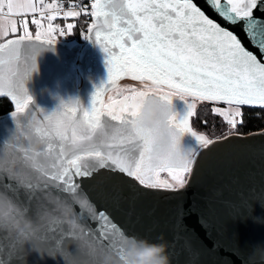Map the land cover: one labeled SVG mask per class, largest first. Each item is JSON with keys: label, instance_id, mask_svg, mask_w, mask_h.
Here are the masks:
<instances>
[{"label": "snow or ice", "instance_id": "1", "mask_svg": "<svg viewBox=\"0 0 264 264\" xmlns=\"http://www.w3.org/2000/svg\"><path fill=\"white\" fill-rule=\"evenodd\" d=\"M41 3L0 0L2 37L17 33L13 17L41 16L32 19L35 36L22 20L20 34L0 43V96H8L15 105L13 142L34 159L46 155L43 175L64 191L85 197L88 215H81V221L86 231L102 246L115 247L127 234L113 222L110 212L150 190L184 189L203 163L251 138L242 132L245 110L259 109L264 114V42H258L264 37V24L251 32L248 26L242 29L258 57L206 10L229 25H240L264 6V0H204V7L196 0H92L87 39L105 54L107 80L92 93L89 108L78 100L60 101L50 113L30 107L33 101L25 87L36 70L40 48L54 45L59 29L51 23L61 14L59 5L55 0L43 7ZM81 11L89 15L87 8L62 15L75 18ZM42 19L49 21L46 28ZM66 28L71 33L74 25L68 23ZM124 78L138 82L139 87H121L118 82ZM151 91L159 93L168 106L157 131L135 126ZM174 97L186 105L180 118L172 110ZM198 102L207 109L203 118L197 113ZM209 116L213 127L218 118L224 128L219 135L193 127L192 118L207 126ZM186 134L194 144L182 149L180 141ZM256 135L264 137V131ZM91 188H100L110 198L111 208L99 210L88 195ZM260 254L264 257V250Z\"/></svg>", "mask_w": 264, "mask_h": 264}, {"label": "water", "instance_id": "2", "mask_svg": "<svg viewBox=\"0 0 264 264\" xmlns=\"http://www.w3.org/2000/svg\"><path fill=\"white\" fill-rule=\"evenodd\" d=\"M196 2L204 7V0ZM262 8L255 9L254 16L240 21V25H229L210 9L206 11L234 31L259 57L242 29L248 26L251 32L256 25L264 24ZM88 34L87 28L82 48L65 42L40 48L36 70L25 83L34 111L50 113L60 101L70 100H78L85 109L90 107L92 93L107 80V69L105 54L87 39ZM258 42H264V37ZM118 83L139 84L128 78ZM172 110H179L177 118L182 117L185 102L172 103ZM12 112L0 116V151L16 148ZM260 131L264 128L244 134L251 138L203 163L184 189L150 190V194L125 200L118 210L110 212L113 222L127 235L165 243L170 264H264L260 254L264 250V137L256 135ZM193 144V138L187 134L181 138L182 149ZM87 191L99 210L111 208L110 198L100 188ZM88 223L95 227L94 221ZM27 264L58 261L31 253Z\"/></svg>", "mask_w": 264, "mask_h": 264}, {"label": "clouds", "instance_id": "3", "mask_svg": "<svg viewBox=\"0 0 264 264\" xmlns=\"http://www.w3.org/2000/svg\"><path fill=\"white\" fill-rule=\"evenodd\" d=\"M167 110L151 91L135 126L157 131ZM41 166L43 153L34 159L19 148L0 151V264H27L31 253L58 264H170L163 242L125 235L115 247L102 246L81 221L85 197L48 180Z\"/></svg>", "mask_w": 264, "mask_h": 264}, {"label": "trees", "instance_id": "4", "mask_svg": "<svg viewBox=\"0 0 264 264\" xmlns=\"http://www.w3.org/2000/svg\"><path fill=\"white\" fill-rule=\"evenodd\" d=\"M45 2H53V0H42ZM56 2L60 3L62 6H67L71 2H77L79 0H55ZM68 23H72L74 25L73 30L71 33L66 31L64 35V40L66 42H74V43H81L83 44L86 41V29L88 28L89 20L83 16H78L75 18L67 19ZM4 39L0 43H3ZM12 110V101L7 97H0V116L4 115ZM197 113L198 116L203 118L207 114V109L204 107L203 103H199L197 106ZM209 124L207 126L202 125L198 119L195 117L192 118L193 127L199 131H207L209 135H219L224 128L220 126V121L217 118L215 121V127H213L212 118L209 116ZM244 127L242 132L247 134L249 132L258 131L264 128V114L261 113L259 109H254L251 111L245 110L244 113Z\"/></svg>", "mask_w": 264, "mask_h": 264}, {"label": "rangeland", "instance_id": "5", "mask_svg": "<svg viewBox=\"0 0 264 264\" xmlns=\"http://www.w3.org/2000/svg\"><path fill=\"white\" fill-rule=\"evenodd\" d=\"M48 3H50L51 4V2H48ZM53 3V2H52ZM55 3L57 4V5H59V10H61L60 8H61V4L60 3H58V2H56L55 1ZM43 4H45L44 2H42L41 3V7H43ZM47 4V3H46ZM5 11H6V9H5ZM47 12V11H46ZM48 14V12L46 13V15ZM45 15V16H46ZM37 17V19H41V16H40V14H36V13H34V14H29L28 16H26V17H23V16H16V17H13V19H15L16 20V22H17V33L16 34H13V33H11V32H9V35L8 36H12L13 38H14V35H19L20 34V32L22 31V29L20 28V22L22 21V20H26L27 21V24H28V22H30V21H32V18L33 17ZM61 19H64V17H63V15H62V13L60 14V15H57L56 16V18L51 22L52 24H53V22H57V21H60ZM67 19H69V18H67ZM41 22H42V24L44 25V27L46 28L47 27V25H48V23H49V21H47V19H42L41 20ZM91 22L89 21V24H90ZM34 25V24H33ZM28 28H29V31L32 33V35L33 36H35V33H36V25H34L33 26V28L31 27H29L28 26ZM86 36V35H85ZM12 37H10L9 39H11ZM1 38H4V37H2V36H0V39ZM55 40H56V42H65V43H70L71 45H74L75 43L74 42H66L65 40H64V35H61V34H59V35H56L55 36ZM85 43V42H84ZM121 85V87H124V86H136V87H139V84H134V83H123V84H120ZM116 93L114 92L113 93V95H115ZM105 99H107V98H105ZM178 101H181L178 97H174L173 99H172V103H177ZM200 102H198V104H199ZM198 104H197V106H198ZM15 110V105L12 103V110L11 111H14ZM161 176H162V178H166V173H162L161 174Z\"/></svg>", "mask_w": 264, "mask_h": 264}, {"label": "built area", "instance_id": "6", "mask_svg": "<svg viewBox=\"0 0 264 264\" xmlns=\"http://www.w3.org/2000/svg\"><path fill=\"white\" fill-rule=\"evenodd\" d=\"M91 2H92V0H79L77 2H71L67 6H63V8H61L60 12L63 13L64 11H68L70 9H72V10H79L80 8H87L88 9V12H89V15H85L84 12L81 11L80 16H83V17L87 18L91 22V16H90ZM77 6H79V7H77ZM46 13L47 12H45V15H46ZM36 19H37V17H36ZM62 23H60V22H53L54 25H59V29H57L56 35H59L60 34V30H63L64 31V35H65V33L67 31L66 25H67L68 21L65 22V23L64 22H62Z\"/></svg>", "mask_w": 264, "mask_h": 264}, {"label": "crops", "instance_id": "7", "mask_svg": "<svg viewBox=\"0 0 264 264\" xmlns=\"http://www.w3.org/2000/svg\"><path fill=\"white\" fill-rule=\"evenodd\" d=\"M42 2H44V1H42ZM46 3L49 4L48 2H45V4H46ZM51 3H52V2H51ZM61 8H63V6H61ZM61 8H60V9H61ZM36 14H40V13H36ZM35 18H36V17H35ZM69 18H72V17H69ZM32 19H33V18H32ZM66 20H67V19L64 18L63 20L61 19L60 21H57V22H60V23L64 22V23H65V22H67ZM62 24H63V23H62ZM67 24H68V23H67ZM28 26H29L30 28H31V27L33 28L34 25H33L32 21L28 22ZM15 36H18V35H15ZM10 37H12V36H7V37H4V38H1V39H0V42L3 41V40L6 39V38L9 39Z\"/></svg>", "mask_w": 264, "mask_h": 264}, {"label": "flooded vegetation", "instance_id": "8", "mask_svg": "<svg viewBox=\"0 0 264 264\" xmlns=\"http://www.w3.org/2000/svg\"><path fill=\"white\" fill-rule=\"evenodd\" d=\"M85 42H86V41H85ZM75 44H78V45H80V47L82 48V47H83V45H84L85 43L81 44V43H77V42H76ZM177 112H179V110L175 112V113H176V115H177Z\"/></svg>", "mask_w": 264, "mask_h": 264}]
</instances>
